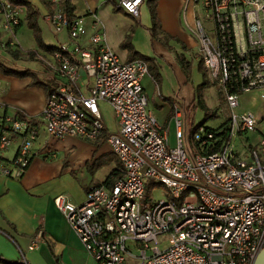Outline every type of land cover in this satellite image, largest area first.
<instances>
[{
  "label": "built area",
  "instance_id": "built-area-1",
  "mask_svg": "<svg viewBox=\"0 0 264 264\" xmlns=\"http://www.w3.org/2000/svg\"><path fill=\"white\" fill-rule=\"evenodd\" d=\"M64 1L49 0L47 18L54 30H68L73 49L60 45L47 61L55 83L40 115H0V171L20 178L34 156H51V146L35 148L42 130L57 140L106 141L122 175L91 186L82 204L56 198L99 264H252L264 246V135L240 154L238 142L257 129L259 118L238 107L242 94L264 90V0H192L190 32L209 82L231 113L225 127L198 123L190 152L182 115L172 145L150 106L143 82L148 64L123 60L104 32H90L84 16L66 10ZM143 2L120 0L118 6L135 17ZM22 13L21 5L0 0V51L16 43ZM83 80L90 81L87 94ZM102 101L115 112L117 132L106 126ZM15 138L17 152L6 159L2 153ZM158 184L167 188V198L154 199ZM162 234L168 236L164 248L158 245ZM46 242V234L38 233L29 247Z\"/></svg>",
  "mask_w": 264,
  "mask_h": 264
},
{
  "label": "crops",
  "instance_id": "crops-1",
  "mask_svg": "<svg viewBox=\"0 0 264 264\" xmlns=\"http://www.w3.org/2000/svg\"><path fill=\"white\" fill-rule=\"evenodd\" d=\"M30 1L41 14L39 23L42 17L49 23L47 14L51 10L50 4H43L40 0L39 3L35 0ZM71 2L74 5V13L84 16L85 25L90 32L97 29L104 32L108 44L123 60L136 59V57L131 58L129 50L122 46L135 22L122 8L125 14L114 10L115 5L118 6L117 0H71ZM22 8V23L17 27L14 36L16 44L25 51L30 49L25 48L21 36H17L23 24L26 23L28 26L25 18L26 7L22 6ZM157 9L161 22L159 36H168L174 44L176 39L182 41L168 45L161 39L151 38L155 54L153 57L160 64L162 83L157 86L151 74L143 81L150 106L169 135L171 124L174 123L176 126L178 113L182 115V119L184 118L185 114L180 107L186 108L187 98L183 97L185 93L182 90L193 80V71L194 87L198 89L203 78L198 71L197 63L192 65L191 77H187L177 56L180 45L185 49L198 46L196 40L189 34V26L195 21V6L192 0H159ZM182 11H185L184 15ZM95 20L99 21L97 27ZM184 24L188 31L184 29ZM41 28L43 30L42 26ZM57 38L59 41L46 42L59 46L64 45V41L65 45L74 46L69 38L66 40L60 36ZM85 42V38L78 41L81 45ZM133 45L142 53L136 39ZM37 48V45L32 47V49ZM38 52L37 58L46 60L45 57H52L46 51L39 49ZM15 67L19 68L17 64ZM40 80L47 84L50 90L55 83L54 79H52L53 84ZM32 81L31 76L5 74L0 71V115L17 112L21 115L38 116L43 112L50 90L48 92L44 85H34ZM81 83H83L82 92L87 94L90 81L83 80ZM202 94L206 101L205 105L208 108L213 107L207 103L208 94L205 92ZM244 95L246 93L242 94V99ZM201 99L198 100L197 95L193 102V110L196 107L197 110H205ZM241 104L242 101L238 107L239 112L253 111L259 118L257 129L249 133L245 139L241 138L240 143L238 142V151L244 154L249 148L257 147L264 135V110L258 111L247 106L242 108ZM107 128L109 129L108 126ZM13 143H16V146L12 147ZM12 144L2 153L6 159L15 156L19 139L15 138ZM43 144L51 146L52 155L41 152L34 156L22 177L9 176L0 171V254L8 260L23 261L26 264H99L86 250L80 237L56 204V198L63 196L65 200L74 204H82L91 186L122 175L121 164L112 153L110 145L103 140L92 142L78 137L57 140L52 139L42 130L35 148L39 150ZM101 166L106 168V174L102 179L97 180L95 176ZM42 232L46 234L47 242L31 249L29 246L32 238ZM0 264L6 263L0 262Z\"/></svg>",
  "mask_w": 264,
  "mask_h": 264
},
{
  "label": "rangeland",
  "instance_id": "rangeland-1",
  "mask_svg": "<svg viewBox=\"0 0 264 264\" xmlns=\"http://www.w3.org/2000/svg\"><path fill=\"white\" fill-rule=\"evenodd\" d=\"M35 1L38 2V0H35ZM40 1L43 4H48V3L50 4L49 0H40ZM117 1L119 3L120 0H117ZM148 1L149 0H144L143 4L141 5V8H140L139 16L134 17V16L130 15L131 19L134 20L135 24L131 27L128 35L132 32V28H133V32H132L131 38H130L131 42L133 43L134 39H136V43L140 48V49L139 48H137V49L142 51V53L153 57L155 54L153 52V45H152V41H151V38H153V37H152L151 31H150V28L153 26V20L151 17V12H150V7H149ZM121 11H119V12H121ZM122 13L125 14V11H122ZM128 16H129V14H128ZM40 24L43 27L42 38L45 42L46 41H48V42L59 41L57 38L58 36H60L64 40H66L68 38L70 39L69 32L67 29H64L63 31H56L53 29V27L49 23H47L45 21V19L43 17L40 20ZM183 27H184V29L186 28L185 29L186 31H188L186 24H184ZM189 34L195 39V37L192 35L191 32ZM17 36L18 37L21 36L20 38L22 39V44L25 48L32 49V47H35L37 45L35 38H34V35H33V32L31 30V28L26 25V23L23 24L19 28ZM158 39L163 40L164 43L168 44V45L169 44L175 45L176 43H179L178 41H181L180 39H176L177 41H175V44H174L172 40L171 41L169 40L170 38L168 36L160 37L159 34H158ZM47 44L50 45V43H47ZM63 44L65 45L66 43L63 41ZM67 45H68V48L70 50L73 49V46L71 44H67ZM10 49H11V47L8 48V51H0V61H2L3 63H5L11 67H15L17 64L19 69L20 68L21 69L30 68V69L34 70L37 73L38 77L40 79L44 80L46 83H49V84L54 83V80H52L53 79L52 72L49 69V65L47 63V61L51 60L52 57L49 58L47 56V57H45L46 60H43L42 58H31V57H29V55L23 54L17 58V57H14L12 55ZM178 51H179V55H177V54L176 55L185 59V61L187 62L186 63L187 71H189V76L191 77L192 65L193 64L196 65V63H197L199 66V63L200 62L202 63L200 55H199V46H192L191 48L185 49L183 46L180 45V47L178 48ZM136 59H139V58H136ZM162 64H164L163 61H162ZM180 64H181V62H180ZM201 65L203 66V69L206 70L203 63ZM198 71L202 74V78H203L202 81L200 82V84L203 82L204 79H207V81L209 82L207 75H204L203 71L200 70V68ZM167 73H168V71H167ZM194 74L195 73L193 71V80H195ZM192 81H190L188 84H186V87H184L182 90L185 93L183 95V97L187 98V105L185 104L186 108L180 107L185 114L184 118H183L185 132H186V135L184 137V141H185L186 148L189 152L192 149L191 148V144H192L191 143V135H192V132L194 130V127L198 123L204 121L205 125H207V126L219 127L222 123H226L228 121V118H229L230 113H231L228 105L226 104V102L224 100V97L222 95L221 90L216 85L212 84L211 82H209L208 85L203 88V90L201 91L200 97H198L199 99H201L203 97L201 99L202 100L201 102L204 105L205 110H197L198 107H196L195 110H193V102L197 98L198 89L193 86ZM204 92H205V94H208V98H206L207 103L211 104L213 107L208 108L205 105L206 101L204 99V95L202 94ZM240 101H242V104H241L242 108L247 106V107H250V108H252L254 110H258V111L264 110V90L263 89H256V90H253L252 92H248V93H246V95L243 96V99H242V97H240ZM203 105H202V107H203ZM187 106L190 107V109H188ZM101 111H102L103 117H104L106 124L109 127L110 131L111 132H117V130H118L117 119H116L115 112H114L113 108L111 107V105L108 102L102 101L101 102ZM175 127L176 126L174 123L171 124V126H170L169 137H170V141H171L172 145H175L176 141H177L176 140V129H175ZM239 143H240V141H239ZM13 146H16V143H13L12 147ZM101 167H99L97 174L95 176L97 180L102 179L104 177V175L106 174V168H104V166L102 168ZM89 172H91V171H89ZM157 187H159V189L155 190L154 199L159 200V199L167 198V188L165 187V185L158 184ZM167 238H168L167 234L160 235V243L158 245L161 248H164L167 246L166 245ZM133 253L135 255L140 254V252L138 250H134ZM128 262L131 264L134 263L130 259L128 260Z\"/></svg>",
  "mask_w": 264,
  "mask_h": 264
},
{
  "label": "trees",
  "instance_id": "trees-1",
  "mask_svg": "<svg viewBox=\"0 0 264 264\" xmlns=\"http://www.w3.org/2000/svg\"><path fill=\"white\" fill-rule=\"evenodd\" d=\"M9 3L13 4V5H22L26 7V15L25 18L28 21V26L32 29L35 41L37 43L38 48L37 49H30V50H26L23 51L21 50V48L18 46V44H14L13 47H11V53L14 57H19L23 54L29 55V57L31 58H37L38 57V50H43L46 51L48 54L54 56L56 54L57 51L60 50V45L59 46H54V45H49L47 44L43 38H42V28L40 26L39 23V19H40V12L36 9V7L33 5V3L30 0H8ZM158 2L159 0H149V7H150V12H151V17L153 20V26L150 28L151 31V35L152 37L155 39H158V32L161 29V22L159 19V15H158ZM51 6V4H50ZM64 7L66 8V10H68L69 12H74V5L72 4L71 0H65L64 1ZM52 8V7H51ZM114 10L116 12L121 11L122 9L115 5ZM132 32H133V28H132ZM132 32L126 37V39L124 40V42L122 43V46L127 48L129 50L130 53V57L131 58H139L141 60H144L148 66H149V70H150V74L153 78V80L155 81L157 86H160V84L162 83V74L160 71V64L156 61V59L154 57L148 56L146 54H143L141 52H139L138 50H136V48L134 47L133 43L131 42L130 38H131V34ZM13 49V50H12ZM8 51V49H7ZM178 61L181 62L185 74L187 75V77L189 76V71H187V65H186V61L184 58L179 57L178 56ZM203 63V62H202ZM201 62L199 63V68L200 70L203 71L204 75H207L206 70L203 69V66ZM0 71H2L5 74H12V75H18V76H31L33 78L32 83L34 85H44V87L46 88V90L49 92L50 87L45 84L44 82H42L37 73L30 69V68H24V69H19V68H15V67H11L5 63H3L2 61H0ZM208 81L207 79H204L203 82L198 85V97H200L201 95V91L203 90L204 87H206L208 85ZM199 99V98H198ZM205 109V108H204ZM173 112V110H172ZM228 121L226 123H222L219 127H225L227 125ZM154 184H152L149 188V193L151 192V188L153 187ZM0 262H4L6 264H26L25 262H19V261H11L6 259L4 256H2L0 254Z\"/></svg>",
  "mask_w": 264,
  "mask_h": 264
},
{
  "label": "water",
  "instance_id": "water-1",
  "mask_svg": "<svg viewBox=\"0 0 264 264\" xmlns=\"http://www.w3.org/2000/svg\"><path fill=\"white\" fill-rule=\"evenodd\" d=\"M252 264H264V246L256 253Z\"/></svg>",
  "mask_w": 264,
  "mask_h": 264
}]
</instances>
